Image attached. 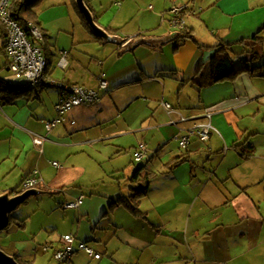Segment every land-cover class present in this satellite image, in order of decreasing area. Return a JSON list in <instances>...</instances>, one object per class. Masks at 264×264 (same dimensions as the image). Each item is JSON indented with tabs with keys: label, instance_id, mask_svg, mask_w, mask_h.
<instances>
[{
	"label": "crops",
	"instance_id": "obj_1",
	"mask_svg": "<svg viewBox=\"0 0 264 264\" xmlns=\"http://www.w3.org/2000/svg\"><path fill=\"white\" fill-rule=\"evenodd\" d=\"M45 1L50 14L40 17V27L47 34L54 62L47 75L67 85L92 89L99 88L103 76L109 88L98 105L73 109L66 116L68 122L51 132L44 121L56 116V88L42 87L14 103H0V196L21 191L24 180L35 170L42 179L38 193L48 189L51 193L52 187L70 182L79 188L77 181L70 180L92 173L91 167L84 166L85 160L93 154L106 156L108 142L129 138L130 147L116 145L119 168H115L125 180L119 181V193L85 196L80 208L71 209L72 225L63 232L75 235L76 248L86 243L102 254L95 259L76 250L75 254L88 258L83 264H264V151L259 153L254 139H244L250 128L240 127L244 116L260 111L264 91L258 89V83L264 78L242 75L231 80L233 89H225V81L220 82L211 85L216 95L206 96L202 89L208 84L192 81L220 45L232 44L235 67L264 60V43L253 40L255 35L264 39V0H88L95 20L113 35L127 40L172 37L158 46L142 45L123 54L121 47L97 41L84 27L72 0ZM107 2L112 7L107 8ZM180 4L188 6L184 30L195 42L187 39L179 46L176 36L182 30L170 26L169 12ZM53 26L59 32L56 39ZM170 42L177 43V53L171 54L170 46L162 47ZM3 44L5 39L0 48ZM61 51L68 52L66 69L57 67ZM0 56L3 78L8 58L2 49ZM236 60L241 64L236 66ZM162 101L189 117L212 111L218 133L207 143L193 138L186 149L167 147L179 130L169 124ZM32 133L49 139L42 150L35 146ZM142 143L148 157L135 162L134 152ZM241 144L238 150L236 145ZM178 158L184 162L168 167ZM56 159L67 166L55 167ZM133 162L144 163L140 166L143 173L154 174L147 195L140 200L142 215L135 217L118 207L112 216L99 219L114 200L134 194L132 177L140 167L134 168ZM81 195L82 191L75 192L69 201ZM88 225H93L91 231ZM4 231L12 237L18 227ZM57 245L46 243L44 247L61 248V237ZM0 248L10 256L35 262L41 247L36 238H11Z\"/></svg>",
	"mask_w": 264,
	"mask_h": 264
},
{
	"label": "built area",
	"instance_id": "obj_2",
	"mask_svg": "<svg viewBox=\"0 0 264 264\" xmlns=\"http://www.w3.org/2000/svg\"><path fill=\"white\" fill-rule=\"evenodd\" d=\"M16 0H0V19L6 29L5 51L8 58L7 74L3 80L11 85L24 84L29 89H39L42 87H54L59 92V99L54 109L56 116L52 120H45L44 125L48 132H51L58 125H64L68 122L67 114L78 107H93L98 105L103 99V92L109 88V82L99 77V88L92 89L81 85H67L50 78L46 74L47 59L44 53L43 34L34 25L30 24V32L27 34L12 16V6ZM188 10L187 5L174 6L169 15L170 26L174 29L184 30L186 28L185 13ZM69 65L68 52L61 51L57 62V67L66 69ZM162 106L169 116V123L178 128L179 133L176 140L181 148L186 149L191 139L195 138L201 142L207 143L211 140L214 133H218L212 124L214 113L206 111L200 117H189L181 113L170 103L162 101ZM193 122L192 125L182 128L183 124ZM75 124V121H71ZM35 146L42 150L44 144L49 141L47 136L32 133ZM148 157L146 144H140L134 152V161L143 162ZM53 165L60 168L61 165L54 162ZM42 179L38 170L28 176L23 182L21 193L37 189ZM20 193V194H21ZM85 199L81 195L76 201L66 202L62 205L65 210L78 209ZM63 245L53 252V258L60 264H71L76 250L84 251L95 259H101L102 254L97 252L92 246L81 243L76 248V237L73 234H67L62 237ZM45 246L44 250L49 251Z\"/></svg>",
	"mask_w": 264,
	"mask_h": 264
},
{
	"label": "rangeland",
	"instance_id": "obj_3",
	"mask_svg": "<svg viewBox=\"0 0 264 264\" xmlns=\"http://www.w3.org/2000/svg\"><path fill=\"white\" fill-rule=\"evenodd\" d=\"M45 2L46 1L44 0V2L39 7V22L41 16L45 17L50 14V8L45 5ZM106 7H112L111 2H107ZM74 16L77 22H79L78 16L76 14ZM68 23L71 22L69 21ZM68 25H70L71 27V24ZM56 31V26H53L52 34L54 35L53 37L55 39L57 34L59 33L58 31ZM175 45H177L176 42H170L163 45L162 47L165 48L166 46H170V48L173 49L171 54H173L177 53L180 49H176ZM174 59L175 61L177 60V58ZM263 62L264 60L254 62L252 65H260ZM2 63L3 59L0 56V66L2 65ZM240 64L241 62L236 60L235 65L238 66ZM225 84V89L227 87L230 90L234 88V82L232 81H225ZM258 84V89L264 91V80L259 81ZM211 88L212 86L208 84L204 89H202L204 90L205 96L208 93L216 95L217 91H214V89ZM258 106L260 108V111H254L249 116H244V118H242L241 120L240 127L244 126L250 128V132H247V134L245 133L244 139H254L253 141L257 145V148L259 149L260 153L264 151V97L260 99V105ZM214 128L216 127L214 126ZM216 129L218 130V128ZM177 134L170 141L167 147L171 149L177 148L182 150L180 148L179 142L176 140ZM119 142L125 145L126 147H130L132 145V139L129 138H121L115 141H110L108 142L107 150L105 151L106 156L93 154L89 161L85 160L86 163H84V166L91 167L92 173L89 176L80 175L78 178L70 180L77 181L78 185L81 187L77 186L79 188H75L74 183L70 182V184L60 186L58 188L52 187L51 193H49V189L47 192L41 190V193L31 196L25 203H23L16 211L13 212L12 215L25 221V228H18L17 233L12 235V237L8 236L5 231L0 232V247H3V245H5L11 238H14L16 240L28 239L30 241L36 238L37 241H39V245L41 248H38L39 251L37 253V259L33 264H60L53 258V252L56 248H50L48 252H44L43 247L44 245H46V243H52L54 247H58L57 244L60 237L62 238L67 235L65 234L66 232L63 231H66V229L69 228L70 225H72V220H70V214H72L73 211L65 210L62 205L66 202H73L69 201V197L72 196L75 192L82 191L83 195L86 196L87 199L92 198L96 195L98 197H104L103 195H106L105 193H119V181H125L123 178H121V176H119V170L116 171L115 168H119V147H116V145H119ZM127 154L128 153H125L124 157L127 156ZM56 161L57 163L62 165V169L67 166L64 162H62L61 159H56ZM141 165H144V163H134V168H138ZM52 172L53 174H55L56 170H53ZM116 209L117 208H110V206L108 205L107 214L102 217L104 214L101 212L99 219H104L106 217L112 216ZM116 216L119 215L116 214ZM76 226H78L77 223ZM91 226L93 225H88L90 229L89 231H91L92 229ZM86 227L87 224H84L82 228L83 231H85ZM80 239L84 242L86 240L84 235H81ZM87 261L88 258L83 253L74 254L72 258V262H74V264H83L87 263Z\"/></svg>",
	"mask_w": 264,
	"mask_h": 264
},
{
	"label": "trees",
	"instance_id": "obj_4",
	"mask_svg": "<svg viewBox=\"0 0 264 264\" xmlns=\"http://www.w3.org/2000/svg\"><path fill=\"white\" fill-rule=\"evenodd\" d=\"M44 0H16L13 3L12 6V16L17 21L19 26L27 33L30 32V24L36 26L41 33L43 34V46H44V53L45 57L47 59V67H46V74L49 73L52 65H53V55H51V52L49 50V47L47 45V34L41 29L39 17H38V8L43 3ZM73 6L77 12V14L81 17L82 23L84 27L92 34L88 26L86 25L83 17L81 16L75 0H72ZM86 4L90 7V4L88 0H85ZM93 11V10H92ZM96 22L98 23L97 19ZM107 29V28H106ZM110 33H112L109 29H107ZM6 38V29L4 24L1 22L0 19V41L4 40ZM96 38V37H95ZM97 41L101 40L99 38H96ZM176 39L179 43H183L185 40L190 39L195 42L194 38L190 35V33H187L186 30H182L179 32L176 36ZM254 41H257L258 43H264V39H261L258 37V35H255L253 37ZM201 49L208 48L199 45ZM231 47L232 44H226V45H220L216 48L218 49L215 56L211 59V61L208 63L206 67L201 66L198 73L192 80L194 83H197L199 85L201 84H217L224 81H231L235 80L236 78L242 76V75H250L252 77H261L264 78V63L260 65H251L248 62H244L241 66L235 67L234 66V60L231 57ZM178 46L176 47V49ZM3 50L4 55H6L5 51V44H3V47L0 48ZM7 56V55H6ZM256 56H254V61H256ZM8 64V62H7ZM33 89H29L26 85L19 84V85H11L8 84L3 80V78L0 77V103L1 104H10L14 103L15 100L21 96H24L26 94H29ZM243 146L236 145V148L240 150V148ZM184 160L182 158H178L173 160L168 167L174 168L178 166L179 164L183 163ZM144 167H140L136 170L132 177V182L135 183L134 194L130 196L129 198L125 197H119L118 199L114 200L110 208H118V207H124L126 208L133 216L139 217L142 215L140 211V200L147 195V192L149 190L150 181L153 178L154 174L143 173ZM21 191H12L11 196L20 194ZM17 226L19 229L25 228V221H21L18 218L14 217L13 215L10 216L9 225L6 229H9L11 226ZM16 261L20 264H33L34 261L28 262L23 261L19 257H14Z\"/></svg>",
	"mask_w": 264,
	"mask_h": 264
},
{
	"label": "water",
	"instance_id": "obj_5",
	"mask_svg": "<svg viewBox=\"0 0 264 264\" xmlns=\"http://www.w3.org/2000/svg\"><path fill=\"white\" fill-rule=\"evenodd\" d=\"M76 6L83 17L86 25L92 34L99 38L104 44H114L121 47L120 54L135 50L137 47L147 45L151 47L158 46L171 40L169 37L153 38V37H134L129 40L122 38L118 35L109 33L104 27L99 25L93 12L86 4L85 0H75ZM38 190H28L21 194L11 196L5 194L0 196V232L4 231L8 225L10 216L16 211L23 203H25L31 196L37 195ZM0 264H20L13 256L8 255L0 248Z\"/></svg>",
	"mask_w": 264,
	"mask_h": 264
}]
</instances>
